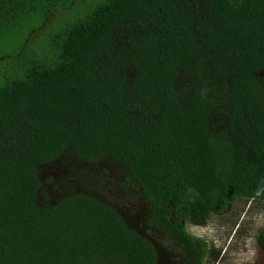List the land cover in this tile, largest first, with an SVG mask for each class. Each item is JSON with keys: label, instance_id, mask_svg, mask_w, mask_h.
Wrapping results in <instances>:
<instances>
[{"label": "trees", "instance_id": "1", "mask_svg": "<svg viewBox=\"0 0 264 264\" xmlns=\"http://www.w3.org/2000/svg\"><path fill=\"white\" fill-rule=\"evenodd\" d=\"M240 201L264 0H0V264H214L188 228Z\"/></svg>", "mask_w": 264, "mask_h": 264}, {"label": "rangeland", "instance_id": "2", "mask_svg": "<svg viewBox=\"0 0 264 264\" xmlns=\"http://www.w3.org/2000/svg\"><path fill=\"white\" fill-rule=\"evenodd\" d=\"M239 214L241 216L237 220ZM233 222L236 223L231 230ZM240 222L239 230L243 225L245 233L238 236L236 229ZM263 225V203L240 201L234 203L231 211L226 215L211 219L207 226L189 227L188 230L191 235L197 238L213 240L219 246L224 244L220 260L214 264H259L260 251L255 239ZM227 232H229V236Z\"/></svg>", "mask_w": 264, "mask_h": 264}]
</instances>
